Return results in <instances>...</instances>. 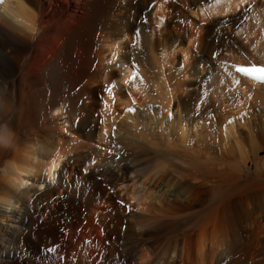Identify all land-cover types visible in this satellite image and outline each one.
<instances>
[{
	"label": "bare ground",
	"instance_id": "obj_1",
	"mask_svg": "<svg viewBox=\"0 0 264 264\" xmlns=\"http://www.w3.org/2000/svg\"><path fill=\"white\" fill-rule=\"evenodd\" d=\"M250 63L264 0L2 5L0 264H264Z\"/></svg>",
	"mask_w": 264,
	"mask_h": 264
},
{
	"label": "clouds",
	"instance_id": "obj_2",
	"mask_svg": "<svg viewBox=\"0 0 264 264\" xmlns=\"http://www.w3.org/2000/svg\"><path fill=\"white\" fill-rule=\"evenodd\" d=\"M17 145V135L8 122L0 121V150H13Z\"/></svg>",
	"mask_w": 264,
	"mask_h": 264
},
{
	"label": "snow or ice",
	"instance_id": "obj_3",
	"mask_svg": "<svg viewBox=\"0 0 264 264\" xmlns=\"http://www.w3.org/2000/svg\"><path fill=\"white\" fill-rule=\"evenodd\" d=\"M237 71H242L245 72L246 74H250L253 72L261 73V75L258 78L264 79V67H256L255 65H253L251 68H238Z\"/></svg>",
	"mask_w": 264,
	"mask_h": 264
}]
</instances>
